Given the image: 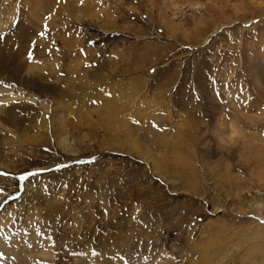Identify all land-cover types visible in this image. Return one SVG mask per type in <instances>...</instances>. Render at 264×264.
I'll return each instance as SVG.
<instances>
[{"label": "rangeland", "instance_id": "374dc122", "mask_svg": "<svg viewBox=\"0 0 264 264\" xmlns=\"http://www.w3.org/2000/svg\"><path fill=\"white\" fill-rule=\"evenodd\" d=\"M49 3L0 0V264H264V0Z\"/></svg>", "mask_w": 264, "mask_h": 264}, {"label": "bare ground", "instance_id": "6f19581e", "mask_svg": "<svg viewBox=\"0 0 264 264\" xmlns=\"http://www.w3.org/2000/svg\"><path fill=\"white\" fill-rule=\"evenodd\" d=\"M46 2H48V4H50L49 2H50V0H45ZM61 3H62V6L65 8L64 9V11L65 10H67L68 9V3H69V0H61ZM16 12V11H15ZM14 12V14H13V16H12V18H11V21H10V25L11 26H9L8 28H6L5 26L4 27H0V29H2V31L3 30H5L6 32H8V31H10V30H12V28L19 22V20H17L16 18H17V14ZM36 18V17H35ZM36 21V20H35ZM0 23H1V19H0ZM27 23V22H26ZM34 23H36V22H34ZM5 25H7V24H5ZM27 26V31L28 32H31L32 33V31H34L33 30V22L32 21H28V24H26ZM4 31V32H5ZM23 31H25V30H23ZM30 33V34H31ZM48 33V32H47ZM3 33H1V35H2ZM17 34V33H16ZM28 34H25V37L27 36ZM16 37V36H15ZM20 37H22V38H24V36H23V34L22 35H20ZM3 39H5V35L3 34L2 36H1V39H0V41H3ZM21 39V38H20ZM9 42V41H8ZM2 45H3V43H2ZM1 46V45H0ZM0 54H2V53H0ZM18 61V60H17ZM52 69V68H51ZM49 72H52V71H49ZM14 73V72H13ZM12 74V73H11ZM16 74V73H15ZM17 75V74H16ZM6 77H8V76H6ZM16 78V77H15ZM8 79V78H7ZM18 79V78H17ZM9 80L10 81H13V82H16V80L14 81V78H9ZM17 83V82H16ZM7 86V85H6ZM0 89L1 90H5L6 88H5V86L3 87H0ZM8 89V88H7ZM4 94V93H3ZM5 95V94H4ZM6 96V97H5ZM4 97L5 98H7L8 100H12V98H14V97H16L17 95L16 94H14V93H11L10 94V92H9V94L8 95H5ZM1 98H3V96H0ZM32 111V110H31ZM8 115H12V113L11 112H9V113H7ZM14 116V115H13ZM20 116V115H19ZM14 118V117H13ZM1 125V124H0ZM228 178H231V176L228 174ZM232 179V178H231ZM0 180H2V178H0ZM251 190V189H250ZM256 192H258V191H256ZM259 194H261V193H259ZM250 196H252V194H250ZM251 198H253L254 199V197H251ZM256 200V199H255ZM252 201V200H251ZM249 207L247 208L248 210H246V211H249L250 209H254L255 207H262V206H264V198H262L261 199V201H254V202H251L250 203V205H248ZM244 209V208H243ZM256 212V211H255Z\"/></svg>", "mask_w": 264, "mask_h": 264}, {"label": "snow or ice", "instance_id": "6c2138e0", "mask_svg": "<svg viewBox=\"0 0 264 264\" xmlns=\"http://www.w3.org/2000/svg\"><path fill=\"white\" fill-rule=\"evenodd\" d=\"M29 56L31 57V53H29Z\"/></svg>", "mask_w": 264, "mask_h": 264}]
</instances>
